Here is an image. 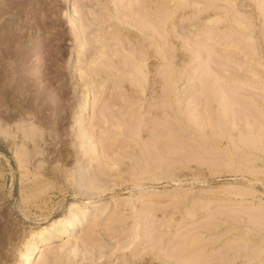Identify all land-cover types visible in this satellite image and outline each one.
<instances>
[{"label": "rangeland", "instance_id": "1", "mask_svg": "<svg viewBox=\"0 0 264 264\" xmlns=\"http://www.w3.org/2000/svg\"><path fill=\"white\" fill-rule=\"evenodd\" d=\"M0 18L26 72L0 119L47 122L22 166L0 135V264L43 229L30 264H264V0H0Z\"/></svg>", "mask_w": 264, "mask_h": 264}, {"label": "bare ground", "instance_id": "2", "mask_svg": "<svg viewBox=\"0 0 264 264\" xmlns=\"http://www.w3.org/2000/svg\"><path fill=\"white\" fill-rule=\"evenodd\" d=\"M27 4L30 5L31 3H29V1H28ZM21 5H22V3H21ZM25 6H27V5H25ZM25 6L22 5V9H25L24 8ZM22 9H21V12H23ZM32 35H33V33L31 32L28 35V37L31 38ZM6 58H7V55H6V53L4 54V52H3L0 56V64L2 65V68H0V97L3 100H5L7 98V96L9 97L10 95L12 97L15 93H17L19 91L14 86L9 87V88H11V90H8L7 86L10 83L9 82V76L17 75V77H15L16 81L22 82L25 79V75H26V72L24 71V66H23V63L25 62L24 60H22V63H20V64L18 63L16 65L11 66L12 62L10 63L9 61H6ZM8 62L10 63L9 64L10 68H7ZM13 63H15V62H13ZM20 71L25 72V73L20 74ZM41 71H42V69H39L37 72L42 73ZM31 75H37V73L36 74L33 73ZM44 85H46V83ZM47 87H49L48 84L45 87L46 88L45 89L43 87V85L41 86L38 83L33 84L32 86H29L27 91L28 90L34 91V94L32 92V94L29 95V99H31V101L42 100L44 97H46V99H50V93H49ZM92 103H93V101H92L91 96L90 97L88 96L87 100L83 104L84 106H83L82 110L86 111L87 109H89V107L92 105ZM31 115H33V117H35L36 120H33ZM38 118H40V117L37 114H35L34 111L32 113L30 112L29 116H27L24 112H22L21 109H18L17 107H15L14 113L11 114L9 117L5 118L6 120L0 119V135L3 136L4 139H7L9 142H11V144H13L16 141V139H21L22 150L19 152V154H17V157H18L17 162L20 164V166L30 162L31 157H32L31 153L34 152L33 151L34 149L39 150L40 141L43 140V138H44L43 135L38 133L39 130H38V127H36V122L39 123L40 125H45V124H47V122H46V119L38 120ZM11 122L15 123L14 124L15 127L9 126L8 123H11ZM29 143H31V145L33 147V149L30 148L31 150H28V147H27V146H29L28 145ZM89 205H90V201L87 200V201H83L82 203H78V204L73 205L71 209H72L73 213L74 212L77 213L79 211L78 210L79 208L86 207ZM84 219H85V216H83V215L82 216L79 215L78 217L73 218V220H71L70 223L63 229V232H61V234H58V235L61 236V235L74 233L81 226ZM63 222H64L63 220H56L53 224L60 226L63 224ZM45 231H46V229H43V231L41 230V231H38L34 234L33 237H35V239L41 238V240H40L41 244H34L31 248H29V250H28L27 254L24 256V259H23L21 264H30L31 259L33 260V258L36 257V254L40 253L41 251H45V250L49 249L47 244L49 243V240L52 237L43 235V233H45Z\"/></svg>", "mask_w": 264, "mask_h": 264}]
</instances>
